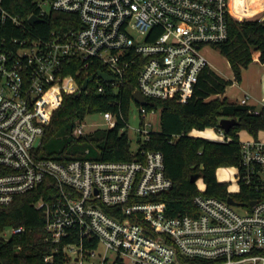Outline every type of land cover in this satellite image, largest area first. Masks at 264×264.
Listing matches in <instances>:
<instances>
[{
	"label": "built area",
	"instance_id": "obj_1",
	"mask_svg": "<svg viewBox=\"0 0 264 264\" xmlns=\"http://www.w3.org/2000/svg\"><path fill=\"white\" fill-rule=\"evenodd\" d=\"M37 5L41 18L52 10L74 13L77 26L36 35L0 0V203L37 187L46 176L54 178L57 192L35 203L44 211L46 239L55 244L45 260L53 262L61 252L65 264H264L263 136L241 139L239 189L229 187L235 193L244 185L253 195L245 201L233 196L237 203H231L198 187L195 212L176 214L157 198L173 186L161 150L139 147L129 160L67 162L37 152L64 94L81 90L74 75L65 73L67 60L98 62L114 77L97 76L98 91L105 89L100 79L118 87L137 67L136 90L147 99L185 101L203 70L213 68L203 48L226 41L229 17H252L255 13L247 12L253 9H246L244 0H238V11L232 0H37ZM258 13L264 21V6ZM9 21L19 33L9 32ZM54 86L57 101L50 97ZM249 97L238 101L248 104ZM136 103L142 123L137 130L145 134L141 144L151 132L148 113L157 108ZM250 110L264 111V101ZM102 113L114 127L118 113ZM216 128L226 140L220 123ZM71 132L85 134V122L78 120ZM25 229L10 227L3 235Z\"/></svg>",
	"mask_w": 264,
	"mask_h": 264
},
{
	"label": "trees",
	"instance_id": "obj_2",
	"mask_svg": "<svg viewBox=\"0 0 264 264\" xmlns=\"http://www.w3.org/2000/svg\"><path fill=\"white\" fill-rule=\"evenodd\" d=\"M4 5L12 15H18L34 34L48 35L51 30H65L77 26L75 14L50 11L41 21L31 24L28 18L39 13L37 0H4ZM234 10L236 8L234 7ZM9 32L14 35L19 30L9 21ZM229 37L217 45L225 54L235 72L241 78L242 69L253 60V52L260 50L264 61V21L257 16L239 20L229 17ZM104 67L98 62L85 66L79 59L67 60L65 73H72L80 86L92 73ZM137 67H132L118 87L113 82H104L105 89L97 90V79L89 83L86 90L65 93L62 104L55 109L51 121L46 125L37 152L42 157H50L62 162L76 158L91 159H133L131 140L127 130L128 112L134 101ZM68 80L72 85L68 84ZM67 85L74 87L71 79ZM227 79L213 68L207 67L197 81L193 95L182 101L179 96L171 98L149 97L147 108L161 109V129L151 131L149 138L141 141L140 148L161 150L164 155L166 174L173 180V186L157 195L167 203L169 212H195L194 197L199 192L196 181H191L193 173L200 172L206 183L207 194L245 201L251 191L242 186L241 191L231 193L229 184L218 179L217 169L224 165H239L241 162L240 130L245 128L253 137L264 130V111H251L249 104L230 100L221 96L226 90ZM50 93L53 100L59 96L58 86ZM49 96V93H48ZM114 111L118 113L114 127L98 128L79 136L72 134L77 120H83L89 113ZM222 117H235L239 123L226 132V140H215L190 134L192 129L219 126ZM58 186L51 176L26 192L17 194L9 203H0V264H65L63 253H55L53 262L45 260V255L53 252L55 244L47 240L43 208L36 206L40 198L50 199ZM23 225L22 233L5 238L8 227Z\"/></svg>",
	"mask_w": 264,
	"mask_h": 264
},
{
	"label": "rangeland",
	"instance_id": "obj_3",
	"mask_svg": "<svg viewBox=\"0 0 264 264\" xmlns=\"http://www.w3.org/2000/svg\"><path fill=\"white\" fill-rule=\"evenodd\" d=\"M259 1L260 0H254L253 5L247 7L246 9L257 8L259 5ZM247 13L248 15L254 14L252 10ZM244 19L245 18H242L241 20H244ZM203 50L205 54L207 55L211 65H213L227 79L234 80L235 72L230 64V61L228 60L227 56L219 50V48L205 46ZM254 52L253 54H255ZM68 84L72 85L70 80H68ZM147 120L150 122V124L147 125V129L149 131L160 130L161 129V109L157 108V110H154L153 112H149ZM83 121L85 122V131H86L85 133H90L98 128L108 127V122L102 112L89 113L84 117ZM141 125L142 123H141L139 105L135 101H133L129 107L128 125H127V130H128L129 137L131 140V150L132 151H136L139 148L140 139L145 138V134L140 133L137 130V128ZM190 134L195 135V136H203V137H207V138H211L215 140H221V137H222L220 133V129L216 128L215 126H208L205 129H192L190 131ZM251 136L252 134L248 132L247 129L243 128L240 130L241 139H245ZM217 176L220 178V180L226 181L229 184V187L231 190L238 191L239 182H238V176H237V167L235 165H224V166L218 167ZM197 185L200 189H205V183L202 177L197 179ZM237 208L241 209L242 207L237 206ZM9 230H10V227L7 228V231Z\"/></svg>",
	"mask_w": 264,
	"mask_h": 264
},
{
	"label": "crops",
	"instance_id": "obj_4",
	"mask_svg": "<svg viewBox=\"0 0 264 264\" xmlns=\"http://www.w3.org/2000/svg\"><path fill=\"white\" fill-rule=\"evenodd\" d=\"M243 2V1H242ZM234 3V4H233ZM254 0H244L245 7L252 6ZM233 9L237 10L238 0H232ZM264 6V0L259 1L257 8H253L252 12L255 16L260 15L258 13L260 9ZM253 54V60L242 69L241 78L237 79L236 76L234 80L231 79V83L227 85L226 90L221 96H227L230 100H237L243 97L245 94H249L248 104L255 108H261L264 101V61L260 59L261 51L255 50ZM213 69L224 77L213 65ZM226 78V77H225ZM227 93V94H226ZM229 93V95H228ZM259 136L264 137V130L260 131ZM252 137V136H251ZM249 138V137H247ZM246 139V138H245ZM220 180V178L218 177ZM205 183V182H204ZM206 187V183H205Z\"/></svg>",
	"mask_w": 264,
	"mask_h": 264
},
{
	"label": "water",
	"instance_id": "obj_5",
	"mask_svg": "<svg viewBox=\"0 0 264 264\" xmlns=\"http://www.w3.org/2000/svg\"><path fill=\"white\" fill-rule=\"evenodd\" d=\"M28 20L31 24H35L36 22L41 21L42 18L39 17L37 14H32ZM97 76H100V77L107 79V80H111L114 78L110 73H108L106 71L99 70L97 72L92 73L91 76H89L88 78H86L84 80L83 84L81 85V90H86L88 88L90 81L95 79ZM133 98L138 103H142L145 105H147L149 103V100L141 93L140 90L134 91ZM219 123L224 128L225 131H228L232 126L238 124L239 120L235 117H222L220 119ZM200 177H201V173L196 172V173H193L191 175L190 180L197 182V179H199ZM227 200L231 203H237L233 196H229L227 198Z\"/></svg>",
	"mask_w": 264,
	"mask_h": 264
},
{
	"label": "bare ground",
	"instance_id": "obj_6",
	"mask_svg": "<svg viewBox=\"0 0 264 264\" xmlns=\"http://www.w3.org/2000/svg\"><path fill=\"white\" fill-rule=\"evenodd\" d=\"M234 4V3H233Z\"/></svg>",
	"mask_w": 264,
	"mask_h": 264
}]
</instances>
